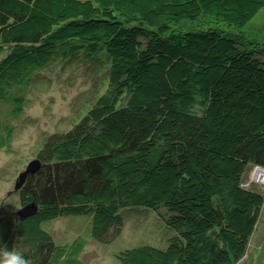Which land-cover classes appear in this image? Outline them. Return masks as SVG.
Here are the masks:
<instances>
[{
    "label": "trees",
    "instance_id": "obj_1",
    "mask_svg": "<svg viewBox=\"0 0 264 264\" xmlns=\"http://www.w3.org/2000/svg\"><path fill=\"white\" fill-rule=\"evenodd\" d=\"M263 5L0 0V148L13 137L2 106L20 114V92L50 60H109L106 90L70 129L45 138L39 169L18 189L37 211L0 214V247L30 264H86L82 237L58 242L44 224L87 216L91 238L108 242L121 211L140 207L174 235L119 251L120 264H237L264 203L243 181L264 168V42L240 30Z\"/></svg>",
    "mask_w": 264,
    "mask_h": 264
},
{
    "label": "rangeland",
    "instance_id": "obj_2",
    "mask_svg": "<svg viewBox=\"0 0 264 264\" xmlns=\"http://www.w3.org/2000/svg\"><path fill=\"white\" fill-rule=\"evenodd\" d=\"M217 26L225 33L237 32L223 23ZM240 30L246 42L248 39L264 42V5ZM108 68L109 60L103 54L92 62L82 53L65 60L56 56L20 92L24 98L20 114L7 115V105L2 106L4 119L13 126V137L8 148H0L1 215H14L21 208L15 189L18 175L36 158L47 136L70 129L85 115L107 88ZM254 169L250 167L246 173L244 186L260 191L264 197V178H254ZM121 217L122 225L108 242L91 238L87 216L60 217L44 226L58 242L82 237L85 245L81 257L86 264H120L115 258L119 251L145 244L158 247L174 235L154 210L126 208L121 211ZM237 264H264V203L246 253Z\"/></svg>",
    "mask_w": 264,
    "mask_h": 264
},
{
    "label": "water",
    "instance_id": "obj_3",
    "mask_svg": "<svg viewBox=\"0 0 264 264\" xmlns=\"http://www.w3.org/2000/svg\"><path fill=\"white\" fill-rule=\"evenodd\" d=\"M39 161L37 159H33L28 163L26 166L25 170L22 171L19 175L18 178L15 181V189L18 190L20 186L24 183L27 175L29 174H34L38 169H39ZM256 169H263L261 167H255ZM37 211V206L33 203H29L26 205H22L21 208L16 212V215L20 218H25L28 217L32 214H34Z\"/></svg>",
    "mask_w": 264,
    "mask_h": 264
},
{
    "label": "clouds",
    "instance_id": "obj_4",
    "mask_svg": "<svg viewBox=\"0 0 264 264\" xmlns=\"http://www.w3.org/2000/svg\"><path fill=\"white\" fill-rule=\"evenodd\" d=\"M0 264H30L23 252L17 248L8 249L7 245L0 247Z\"/></svg>",
    "mask_w": 264,
    "mask_h": 264
},
{
    "label": "bare ground",
    "instance_id": "obj_5",
    "mask_svg": "<svg viewBox=\"0 0 264 264\" xmlns=\"http://www.w3.org/2000/svg\"><path fill=\"white\" fill-rule=\"evenodd\" d=\"M263 179L264 178V170L262 169H254V178Z\"/></svg>",
    "mask_w": 264,
    "mask_h": 264
}]
</instances>
